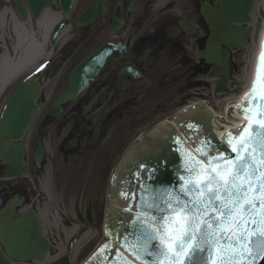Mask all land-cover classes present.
I'll return each instance as SVG.
<instances>
[{
	"label": "flooded vegetation",
	"instance_id": "af4514ba",
	"mask_svg": "<svg viewBox=\"0 0 264 264\" xmlns=\"http://www.w3.org/2000/svg\"><path fill=\"white\" fill-rule=\"evenodd\" d=\"M96 1L76 0L70 19L55 2L57 11L50 13L56 19L48 29L33 20L21 25L37 48L14 89L35 77L40 110L22 143L27 173L10 167L17 175L7 177L0 154V212L10 200L22 199L16 217L35 211L45 230L54 213L69 228L81 224L74 233L95 226L115 160L147 126L173 111L177 97L209 68L198 51L210 34L202 8L215 0H106L91 22L79 25ZM59 22L65 27L53 38ZM14 34L13 27L4 34L12 59L25 45L18 46ZM244 56L231 55L232 75Z\"/></svg>",
	"mask_w": 264,
	"mask_h": 264
},
{
	"label": "water",
	"instance_id": "95a60500",
	"mask_svg": "<svg viewBox=\"0 0 264 264\" xmlns=\"http://www.w3.org/2000/svg\"><path fill=\"white\" fill-rule=\"evenodd\" d=\"M24 1L36 19L41 17L48 6L54 7L51 0ZM74 1L61 0V7L67 17L70 15ZM254 2L255 0H217L215 7L205 5V16L210 25L211 35L206 50L200 51V57L214 65L211 76L229 78L227 63L229 54L222 48V45L238 49L246 44L249 28H242L240 25L251 22L250 13L253 10ZM16 11L21 19H27L24 7L20 2H16ZM262 22L264 25V16ZM63 25L61 24L59 27ZM260 29L261 24H258L255 40L258 39ZM258 52L259 46L257 55ZM2 53L3 50L0 49V54ZM255 63L256 56L249 74L250 77L254 72ZM258 78L253 102L250 104L245 101L243 106L254 109L252 123H256L255 113L259 111V108H254V105L257 100L264 97V65L262 62H260ZM247 83L246 81L245 84ZM250 87L247 86L244 92ZM38 90L39 83L35 78L30 77L24 81L8 99L0 119V152H3V158L8 164L23 173L26 172V167L20 142L39 111V107L36 105ZM217 91L227 92L225 84L220 83ZM224 106H221L219 111ZM240 112L244 118L241 109ZM174 120L175 127L165 124L166 126L158 128L157 133L146 135L120 162L113 177L109 196L106 224V235L109 240L85 264H124V260L117 261V254L128 261L140 264V261L123 247L125 242L121 239L122 235H128L130 221L140 210L138 202L131 199L133 193H136L138 200L141 197L150 198L159 195L163 189L178 183V168L183 163L185 150L194 149L200 142H210L215 148L227 151L229 148L226 140L228 133L238 134V130L230 131L220 139L213 131V114L202 105L194 106ZM240 122L242 119L234 122V125L238 126ZM216 127L220 130L228 125H223L221 121L217 120ZM222 130L223 128L219 132ZM20 204L21 201L18 199L11 200L0 212V243L6 256L15 262L43 260L48 251L54 254L55 248L47 238L42 236L36 212L15 219L16 208ZM75 242L76 239H73L69 247L70 250ZM105 245L110 247L100 254V250ZM0 264H11L1 251ZM53 264H69V260L67 257H63ZM259 264H264V259L260 260Z\"/></svg>",
	"mask_w": 264,
	"mask_h": 264
},
{
	"label": "snow or ice",
	"instance_id": "6c2138e0",
	"mask_svg": "<svg viewBox=\"0 0 264 264\" xmlns=\"http://www.w3.org/2000/svg\"><path fill=\"white\" fill-rule=\"evenodd\" d=\"M255 95L254 87L245 101L251 104ZM239 107L249 123L238 134L228 133L227 151L200 142L185 150L177 184L150 198L138 200L133 193L140 210L121 239L140 264H259L264 259V97L254 105L256 123L253 108ZM116 259L135 264L119 254Z\"/></svg>",
	"mask_w": 264,
	"mask_h": 264
},
{
	"label": "bare ground",
	"instance_id": "6f19581e",
	"mask_svg": "<svg viewBox=\"0 0 264 264\" xmlns=\"http://www.w3.org/2000/svg\"><path fill=\"white\" fill-rule=\"evenodd\" d=\"M261 3L262 4L260 6L264 10V1ZM55 19H56V16L52 15L50 12H47L45 14V16L43 17V19L41 20L40 26L44 29H48L55 22ZM0 20H1V18H0ZM255 21L259 22L258 15H255ZM15 38H16V43L18 46H21L22 44H25V45L23 47H21L22 49H20L19 58L11 60V59L5 57V58L1 59V63H0V97L5 93V91L7 89H9L13 85V82L17 79V76L19 75L21 68L25 64L31 62L35 57V50L37 48V43L31 37H30V40H28V38L25 34L24 27L22 28L18 24H17V26H15ZM256 43H257L256 41L253 42V45L254 46L256 45L254 52L251 54H248V57L250 58L249 59L250 66L251 65L253 66L254 59L256 56V52H257V48H258V44H256ZM247 71H248L247 77H249L248 75L250 74V72H249V70H247ZM247 77L245 78L244 83L246 82ZM44 234H46V233H44ZM45 236L48 237V235H45ZM87 239H90V235L84 236L83 238H81L79 240V242H77V244H76L77 246H76L74 252H76L81 247L80 245L82 244V241H85ZM59 249L61 250L59 255H62L64 253V247L61 246ZM53 259L54 258L48 257L47 260H45L44 262H38V263L47 264V263L51 262Z\"/></svg>",
	"mask_w": 264,
	"mask_h": 264
},
{
	"label": "rangeland",
	"instance_id": "374dc122",
	"mask_svg": "<svg viewBox=\"0 0 264 264\" xmlns=\"http://www.w3.org/2000/svg\"><path fill=\"white\" fill-rule=\"evenodd\" d=\"M259 5H261V3H259ZM262 7L259 6V8L257 9V15H258V18H259V21L262 22L263 20V16H264V12L262 11ZM11 28V24L10 22L8 23H5V26H4V32L5 34L8 32L9 33V29ZM3 32V34H4ZM248 50V53L251 52L252 50V45L249 46V49ZM249 60V57H247V61ZM199 78H206V77H199ZM244 79H245V76H244ZM196 79H193V81H195ZM203 80H206V79H203ZM243 80V79H242ZM201 83V82H200ZM244 84V82H243ZM12 88L9 89L1 103H0V107H2L4 105V102L5 100L8 98L10 92H11ZM187 92V91H186ZM178 98V97H177ZM173 102V100H172ZM177 103V102H175ZM219 104V103H218ZM226 102H223L221 104H219L217 110L219 111L221 106L225 105ZM174 112V111H173ZM173 112H171L170 114H172ZM170 117V116H169ZM169 117H165V118H169ZM154 126V123L151 124L150 126H147L146 127V131L149 130L150 128H153ZM51 201H56L54 198L50 197ZM84 208V207H83ZM82 208V210H83ZM64 210V209H63ZM99 225V224H98ZM50 226H53L50 228ZM46 231L50 237V239L56 244L57 247H63V245L65 244L66 242V239H65V235L63 234V231H64V225H57L56 223H54L53 219L50 218L48 224H47V228H46ZM53 231V233H52ZM91 232L92 234L90 235V239H87L85 241H82V244L80 245L81 247L76 251V252H73L72 255H70V259H71V264H82L102 243V241L104 240L103 238V235L99 230L95 229V227L91 228ZM82 233V232H81ZM80 233V234H81ZM85 235V233H84ZM87 235V234H86ZM85 235V236H86ZM95 237V238H93ZM66 254V251L65 253ZM74 258V259H73ZM29 264H40V263H37V262H30ZM49 264V263H48Z\"/></svg>",
	"mask_w": 264,
	"mask_h": 264
}]
</instances>
